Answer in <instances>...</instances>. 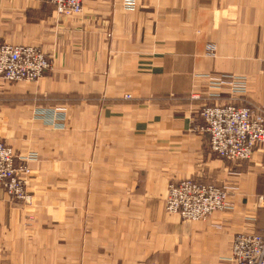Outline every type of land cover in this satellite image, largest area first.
<instances>
[{"label": "crops", "instance_id": "1", "mask_svg": "<svg viewBox=\"0 0 264 264\" xmlns=\"http://www.w3.org/2000/svg\"><path fill=\"white\" fill-rule=\"evenodd\" d=\"M137 2L63 16L0 0V44L53 63L28 86L0 80V141L32 170L29 203L0 189V264H234L235 235L264 234V148L248 162L210 150L201 109L231 94L197 78L241 77L264 106V0ZM188 178L227 186L229 209L168 213L170 183Z\"/></svg>", "mask_w": 264, "mask_h": 264}, {"label": "built area", "instance_id": "2", "mask_svg": "<svg viewBox=\"0 0 264 264\" xmlns=\"http://www.w3.org/2000/svg\"><path fill=\"white\" fill-rule=\"evenodd\" d=\"M63 16L79 15L83 0H48ZM128 11L138 8L137 0H122ZM211 49V48H210ZM52 59L36 46L0 44V80L4 82H36L52 70ZM215 89L228 88L232 103L206 105L200 117L202 131L209 135L210 150L229 162L251 161L254 153L264 148V106L246 100V81L237 76L200 74ZM200 100V94L190 96ZM52 117V116H51ZM48 122L55 120L46 115ZM14 151L0 141V188L15 200H27L29 170L18 165ZM227 186H218L194 179L172 182L166 199L168 213L179 214L184 220H206L212 214L229 209ZM264 199V193L262 195ZM230 260L234 264H264V234L239 233L232 244Z\"/></svg>", "mask_w": 264, "mask_h": 264}, {"label": "rangeland", "instance_id": "3", "mask_svg": "<svg viewBox=\"0 0 264 264\" xmlns=\"http://www.w3.org/2000/svg\"><path fill=\"white\" fill-rule=\"evenodd\" d=\"M42 79V78H41ZM39 81V80H38ZM38 81H36V82H38ZM36 82H27V81H19V82H9L8 84L9 85H16V84H22V85H29V84H33V83H36ZM7 83V82H6ZM50 118H52V117H50ZM1 142H3V141H1ZM3 143H5L6 145H8L13 151H14V154H15V156H16V160H17V164L18 165H20V164H22L23 165V163L26 165V167H27V169L29 170V174H27V176H24V180H26V182H27V185H26V187H27V195H28V198H27V200H15V199H12V198H10L11 200H13V201H15V202H23V203H29L30 202V199H31V196H30V194H29V192H28V182H29V180H30V178H31V176H32V170H31V168L29 167V160H28V158L27 157H23V156H19L18 154H17V152H16V150H15V148L12 146V145H9V144H7L6 142H3ZM1 190H3L4 192H5V194L7 195V196H9L8 195V193L6 192V190L4 189V188H0ZM167 211V210H166ZM176 214V213H175Z\"/></svg>", "mask_w": 264, "mask_h": 264}]
</instances>
